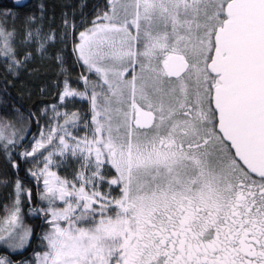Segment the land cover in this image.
Returning <instances> with one entry per match:
<instances>
[{
	"label": "snow or ice",
	"instance_id": "1",
	"mask_svg": "<svg viewBox=\"0 0 264 264\" xmlns=\"http://www.w3.org/2000/svg\"><path fill=\"white\" fill-rule=\"evenodd\" d=\"M0 264H264V0L0 3Z\"/></svg>",
	"mask_w": 264,
	"mask_h": 264
},
{
	"label": "trees",
	"instance_id": "2",
	"mask_svg": "<svg viewBox=\"0 0 264 264\" xmlns=\"http://www.w3.org/2000/svg\"><path fill=\"white\" fill-rule=\"evenodd\" d=\"M7 2H8V0H0V3H7ZM58 2H60V0H58ZM68 2L79 4V3H80V0H68ZM86 2H87L89 5H91V4L96 3V0H86Z\"/></svg>",
	"mask_w": 264,
	"mask_h": 264
}]
</instances>
